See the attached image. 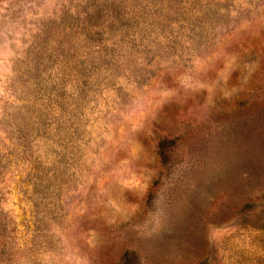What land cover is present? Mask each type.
<instances>
[{"label":"rangeland","instance_id":"obj_1","mask_svg":"<svg viewBox=\"0 0 264 264\" xmlns=\"http://www.w3.org/2000/svg\"><path fill=\"white\" fill-rule=\"evenodd\" d=\"M126 251L264 264V0H0V264Z\"/></svg>","mask_w":264,"mask_h":264},{"label":"trees","instance_id":"obj_2","mask_svg":"<svg viewBox=\"0 0 264 264\" xmlns=\"http://www.w3.org/2000/svg\"><path fill=\"white\" fill-rule=\"evenodd\" d=\"M165 158V155L162 154ZM118 264H142L138 255L133 251H126L118 260Z\"/></svg>","mask_w":264,"mask_h":264}]
</instances>
